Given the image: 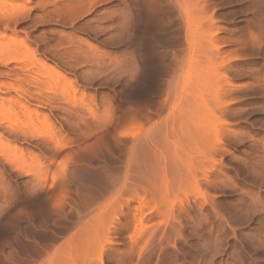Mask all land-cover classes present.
Here are the masks:
<instances>
[{"label": "rangeland", "instance_id": "374dc122", "mask_svg": "<svg viewBox=\"0 0 264 264\" xmlns=\"http://www.w3.org/2000/svg\"><path fill=\"white\" fill-rule=\"evenodd\" d=\"M0 264H264V0H0Z\"/></svg>", "mask_w": 264, "mask_h": 264}, {"label": "bare ground", "instance_id": "6f19581e", "mask_svg": "<svg viewBox=\"0 0 264 264\" xmlns=\"http://www.w3.org/2000/svg\"><path fill=\"white\" fill-rule=\"evenodd\" d=\"M42 69H43V70H46V71L49 70V69L53 70V68H50V67L46 66L45 64H42ZM54 71H55V70H54ZM54 71H53V72H54ZM259 204H260V203H259ZM57 205H58V204H57ZM58 206H59V205H58Z\"/></svg>", "mask_w": 264, "mask_h": 264}]
</instances>
